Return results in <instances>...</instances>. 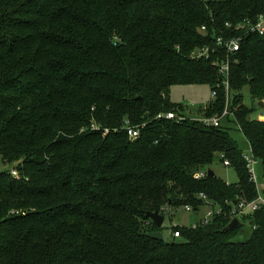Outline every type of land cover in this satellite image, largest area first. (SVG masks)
Here are the masks:
<instances>
[{
	"label": "trees",
	"instance_id": "1",
	"mask_svg": "<svg viewBox=\"0 0 264 264\" xmlns=\"http://www.w3.org/2000/svg\"><path fill=\"white\" fill-rule=\"evenodd\" d=\"M261 13L264 0H0V163L21 176L0 170V264H264V205L225 230L236 203L258 195L231 124L264 166V118H253L264 35L235 52L218 41ZM193 84L217 91L204 117L229 97L227 123L171 100L173 86ZM169 111L186 118H157ZM217 157L237 182L208 174ZM202 193L221 208L209 223L177 225L172 241L147 235L162 231L148 211L197 210ZM241 219L252 232L237 241Z\"/></svg>",
	"mask_w": 264,
	"mask_h": 264
},
{
	"label": "rangeland",
	"instance_id": "2",
	"mask_svg": "<svg viewBox=\"0 0 264 264\" xmlns=\"http://www.w3.org/2000/svg\"><path fill=\"white\" fill-rule=\"evenodd\" d=\"M212 91L210 87L206 84H193V85H175L171 88L170 98L174 102L185 103L187 105L186 111L188 115L200 117L202 116L197 112V107L202 106L205 103L209 102L212 98ZM244 96V102L253 106L256 104L258 100L253 98L250 94L249 88H244L242 90ZM258 103V102H257ZM194 104V105H193ZM262 112H264V107H257L255 112L253 113V118L263 119ZM222 123H227V120L223 118ZM232 128L230 132L232 136L237 140L240 147L243 149L244 153L249 154L251 152V146L249 141L243 132L234 124H231ZM255 170L259 181L264 182V166L261 160H255ZM13 166L4 165L0 163V170H8ZM16 169V168H13ZM11 169V171L13 170ZM209 168H206L208 170ZM210 169L215 170L217 174L222 177L224 180L229 182H237L238 174L234 167L225 165L224 161L221 158L217 157L214 163L210 166ZM14 176V174H13ZM16 178H21L20 174L18 176H14ZM263 193V191H262ZM210 206L208 204L200 207L197 210L187 211L185 206H180L178 208H172L169 212H166L165 219L162 225V232L164 235V239L166 241H172L174 238L179 239L178 237H174L173 235V226L174 225H187L191 226L198 222L208 210H210ZM242 218V217H241ZM243 223L242 230L234 237V240H246L252 232V224L250 220L241 219Z\"/></svg>",
	"mask_w": 264,
	"mask_h": 264
},
{
	"label": "built area",
	"instance_id": "3",
	"mask_svg": "<svg viewBox=\"0 0 264 264\" xmlns=\"http://www.w3.org/2000/svg\"><path fill=\"white\" fill-rule=\"evenodd\" d=\"M227 26L232 27L233 24L230 22H227ZM235 27L236 29H238L240 31V34L238 36L229 38V39H223L222 37L218 38V41L220 43H224L225 47H227L228 51L230 52H235L238 51L240 49L241 43L244 39L245 35L248 34H260V35H264V13L259 14L257 17L255 18H246L240 22L235 23ZM202 29H206L205 26L202 27ZM208 52L209 49L208 48H203L200 49L198 51H196L193 56L194 57H201V56H208ZM213 64H217L218 62H215ZM220 71L223 75H225L226 80L225 85L226 88L228 89L229 87V82H228V75H229V61H227L226 63H222L220 65ZM219 86V85H218ZM212 97L211 98H215L217 95V91L213 90L212 91ZM229 97L227 99L226 102V106L225 109L223 111V113L220 116H213V117H204V116H200V117H196V116H192L198 119H201L204 123L208 124V125H214V126H218L220 124V121L223 118H226L231 112H230V101H229ZM264 101V100H263ZM208 103V102H207ZM207 103H205L204 105H206ZM194 105V104H193ZM187 106V105H186ZM199 107V106H198ZM197 107V109H198ZM196 109V110H197ZM188 114V113H186ZM191 116V115H189ZM262 116L264 117V112H262ZM157 118H165V119H169V120H176V121H180L186 118V115L184 114H178L175 113L173 111H169V112H165V113H160L157 115ZM127 131H128V135L130 136L131 139H136L139 135H140V129L137 126H127ZM109 129H105V133H108ZM244 157L247 161L248 164V168H249V172L251 175V180L255 183L256 188H257V192L258 195L257 197L252 200V201H247V200H241L240 202H237L234 209H233V213L235 214L236 217H243L245 215H248L249 213H252L256 210H258L261 205H264V182H260L259 178L257 176L256 170H255V158L253 156L252 150L249 154L244 153ZM225 165H229L230 166V162L229 161H225L224 162ZM12 174H14V176H18L19 172L17 169H13L12 170ZM207 172L205 171H201L199 172L196 177L197 178H202L204 176H206ZM263 191V193H262ZM200 198H202L209 206H210V210L207 211V213L198 221L196 222L194 225L192 226H197L198 223H209L213 216L217 213L221 212V208L216 206L215 208L211 205L207 195L205 194H200ZM185 209L187 211H192L193 208L189 205H185ZM177 225H174L173 227H176ZM173 235L174 237H179L180 233L176 230L174 231L173 229Z\"/></svg>",
	"mask_w": 264,
	"mask_h": 264
},
{
	"label": "water",
	"instance_id": "4",
	"mask_svg": "<svg viewBox=\"0 0 264 264\" xmlns=\"http://www.w3.org/2000/svg\"><path fill=\"white\" fill-rule=\"evenodd\" d=\"M259 105L261 107H264V101L260 100L259 101ZM208 174L209 175H214L215 172L210 169L208 170ZM236 203V202H235ZM147 215L150 217V219L158 226V227H162L164 219H165V215H162L161 213H159L158 211H154V212H147ZM240 223V220L238 217H234L232 219V221L228 224V226L225 228V230H230L232 228H234L236 225H238ZM148 236L154 238V239H158V240H164V235L163 232L161 230H156V231H151L147 233Z\"/></svg>",
	"mask_w": 264,
	"mask_h": 264
},
{
	"label": "crops",
	"instance_id": "5",
	"mask_svg": "<svg viewBox=\"0 0 264 264\" xmlns=\"http://www.w3.org/2000/svg\"><path fill=\"white\" fill-rule=\"evenodd\" d=\"M217 173V172H216ZM227 182H229V181H227Z\"/></svg>",
	"mask_w": 264,
	"mask_h": 264
}]
</instances>
